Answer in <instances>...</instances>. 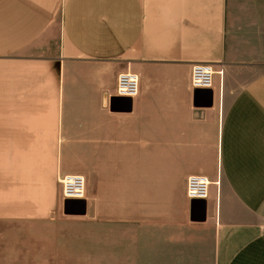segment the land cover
<instances>
[{
	"label": "crops",
	"instance_id": "1",
	"mask_svg": "<svg viewBox=\"0 0 264 264\" xmlns=\"http://www.w3.org/2000/svg\"><path fill=\"white\" fill-rule=\"evenodd\" d=\"M226 22V0H0V225L65 213L61 178L81 174L70 215L111 230L121 264H264V70L227 60ZM196 63L222 71L212 88ZM129 70L139 95L117 97ZM20 241L0 237V264L37 251Z\"/></svg>",
	"mask_w": 264,
	"mask_h": 264
},
{
	"label": "rangeland",
	"instance_id": "2",
	"mask_svg": "<svg viewBox=\"0 0 264 264\" xmlns=\"http://www.w3.org/2000/svg\"><path fill=\"white\" fill-rule=\"evenodd\" d=\"M226 14L223 47L227 60L252 62L264 70V0H226ZM110 231L66 213L38 226L6 228L0 225V237L34 241L26 242L24 247L37 251L25 254L28 259L21 264H121V259L114 254L115 245L107 238ZM42 238L48 239V244H42ZM206 239L207 244L199 242L195 252L210 248V237ZM205 256L209 254L184 253L172 263L215 264Z\"/></svg>",
	"mask_w": 264,
	"mask_h": 264
},
{
	"label": "built area",
	"instance_id": "3",
	"mask_svg": "<svg viewBox=\"0 0 264 264\" xmlns=\"http://www.w3.org/2000/svg\"><path fill=\"white\" fill-rule=\"evenodd\" d=\"M221 74L212 64L196 63L192 66L191 86L195 89L212 88L215 75ZM140 92V76L131 70L117 76L115 96L135 98ZM64 199H83L86 195V179L81 174H67L61 178ZM211 181L207 176H189L186 186L187 197L191 200L207 199Z\"/></svg>",
	"mask_w": 264,
	"mask_h": 264
},
{
	"label": "water",
	"instance_id": "4",
	"mask_svg": "<svg viewBox=\"0 0 264 264\" xmlns=\"http://www.w3.org/2000/svg\"><path fill=\"white\" fill-rule=\"evenodd\" d=\"M130 104L131 99L129 108H131ZM85 208L86 201L84 199H66L64 202V212L66 214H85Z\"/></svg>",
	"mask_w": 264,
	"mask_h": 264
}]
</instances>
